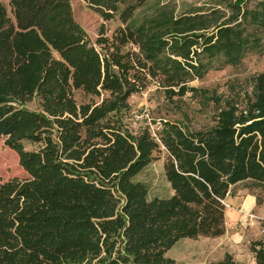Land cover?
Segmentation results:
<instances>
[{
	"label": "trees",
	"instance_id": "obj_1",
	"mask_svg": "<svg viewBox=\"0 0 264 264\" xmlns=\"http://www.w3.org/2000/svg\"><path fill=\"white\" fill-rule=\"evenodd\" d=\"M85 1L121 22L95 44L70 0H8L11 16L0 3V138L27 174L0 182V264H173L180 239L224 234L232 185L264 186V71L249 94L214 98L208 127L162 119L155 135L132 131L129 98L152 85L179 98L239 63L260 43L264 0L179 14L164 3L139 20L146 0ZM34 98L39 110L25 107ZM161 148L170 192L151 197L137 176ZM249 251L264 264L263 239ZM205 264L238 263L225 253Z\"/></svg>",
	"mask_w": 264,
	"mask_h": 264
},
{
	"label": "rangeland",
	"instance_id": "obj_2",
	"mask_svg": "<svg viewBox=\"0 0 264 264\" xmlns=\"http://www.w3.org/2000/svg\"><path fill=\"white\" fill-rule=\"evenodd\" d=\"M0 3L11 16L8 0H0ZM70 3L74 19L93 44L101 32L110 36L114 29L121 25L117 17L104 19L100 12L85 0H70ZM164 3H169L175 14H179L200 8L207 9L215 6L217 0H146L135 10L134 18L139 20L143 15L150 14L155 6ZM253 3V0L249 1V5ZM260 37V43L248 50L239 63L209 70L204 77L194 79L190 83L194 90L188 91L182 97L166 99L162 91L153 85L130 96V110L124 116L125 123L132 131L147 127L152 134L160 129L162 119L180 121L194 128L212 125L213 116L217 112L214 98L235 100L238 96L249 94L253 78L264 71V31ZM73 97L77 103L90 99V96L79 89L73 90ZM25 107L39 110L37 98L25 103ZM24 146L27 149L35 148V145L29 142H24ZM161 149L160 153H155L154 161L137 176L146 183L151 197L166 196L170 192L163 176L165 154L163 148ZM26 177L27 174L19 165L17 154L0 138V182ZM249 196L255 198L252 208L242 202ZM224 203V234L218 237L180 239L167 251V256L173 259V264H205L221 259L225 253L231 254L238 264H254L249 244L253 240H264V186L249 182L238 184L231 189Z\"/></svg>",
	"mask_w": 264,
	"mask_h": 264
},
{
	"label": "crops",
	"instance_id": "obj_3",
	"mask_svg": "<svg viewBox=\"0 0 264 264\" xmlns=\"http://www.w3.org/2000/svg\"><path fill=\"white\" fill-rule=\"evenodd\" d=\"M243 182H249L250 184H252V183H251L250 181H248V180L238 182V183H236V184H234V185H232V186L230 187V190H229L228 194L226 195V197L229 195V193H230V191H231L232 188H234L235 186H237L238 184H241V183H243ZM226 197H225V199H226ZM225 199H224V200H225ZM224 200H223V202H224ZM242 202H244V204H247V205L249 206V208H252V207L255 205V198L249 196L248 198H246V199L243 200ZM224 205H225V203H224ZM243 207H244V206H243ZM243 207H242V209H244ZM252 256H253V255H252ZM253 263L256 264L254 258H253Z\"/></svg>",
	"mask_w": 264,
	"mask_h": 264
},
{
	"label": "built area",
	"instance_id": "obj_4",
	"mask_svg": "<svg viewBox=\"0 0 264 264\" xmlns=\"http://www.w3.org/2000/svg\"><path fill=\"white\" fill-rule=\"evenodd\" d=\"M153 135H155V133H153Z\"/></svg>",
	"mask_w": 264,
	"mask_h": 264
}]
</instances>
